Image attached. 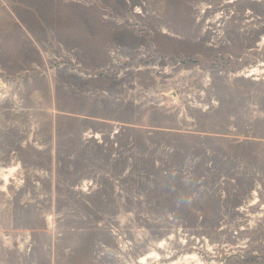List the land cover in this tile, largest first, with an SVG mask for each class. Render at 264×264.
I'll return each mask as SVG.
<instances>
[{"label": "rangeland", "instance_id": "1", "mask_svg": "<svg viewBox=\"0 0 264 264\" xmlns=\"http://www.w3.org/2000/svg\"><path fill=\"white\" fill-rule=\"evenodd\" d=\"M0 264H264V0H0Z\"/></svg>", "mask_w": 264, "mask_h": 264}, {"label": "bare ground", "instance_id": "2", "mask_svg": "<svg viewBox=\"0 0 264 264\" xmlns=\"http://www.w3.org/2000/svg\"><path fill=\"white\" fill-rule=\"evenodd\" d=\"M5 171H6V173H4V177H6V178L8 179L9 176H10L12 173H15V171H16V167H15V166H12V167H10L9 169H6Z\"/></svg>", "mask_w": 264, "mask_h": 264}]
</instances>
